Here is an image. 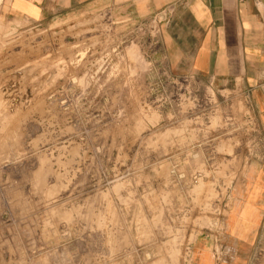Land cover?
<instances>
[{"label": "rangeland", "instance_id": "rangeland-1", "mask_svg": "<svg viewBox=\"0 0 264 264\" xmlns=\"http://www.w3.org/2000/svg\"><path fill=\"white\" fill-rule=\"evenodd\" d=\"M257 118L238 90L174 77L122 10L0 14V264H192L239 225L264 264Z\"/></svg>", "mask_w": 264, "mask_h": 264}, {"label": "crops", "instance_id": "crops-1", "mask_svg": "<svg viewBox=\"0 0 264 264\" xmlns=\"http://www.w3.org/2000/svg\"><path fill=\"white\" fill-rule=\"evenodd\" d=\"M178 1L0 0V14L40 24L93 9L122 10L130 20L154 25L160 57L174 77L240 91L264 124V0ZM260 178L262 189L250 200L257 209L253 218L264 213V174ZM239 226L229 229L231 235L227 231L225 242L222 229L199 239L192 264H245L256 230ZM223 246L235 249L237 257L223 254Z\"/></svg>", "mask_w": 264, "mask_h": 264}, {"label": "built area", "instance_id": "built-area-1", "mask_svg": "<svg viewBox=\"0 0 264 264\" xmlns=\"http://www.w3.org/2000/svg\"><path fill=\"white\" fill-rule=\"evenodd\" d=\"M188 1H190V0H179L177 3H179V4H186Z\"/></svg>", "mask_w": 264, "mask_h": 264}, {"label": "bare ground", "instance_id": "bare-ground-1", "mask_svg": "<svg viewBox=\"0 0 264 264\" xmlns=\"http://www.w3.org/2000/svg\"><path fill=\"white\" fill-rule=\"evenodd\" d=\"M204 221V220H203ZM206 222V221H205Z\"/></svg>", "mask_w": 264, "mask_h": 264}]
</instances>
